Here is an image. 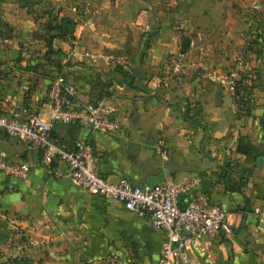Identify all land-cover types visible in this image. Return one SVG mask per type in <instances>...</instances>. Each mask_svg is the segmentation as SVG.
<instances>
[{
  "label": "crops",
  "instance_id": "obj_1",
  "mask_svg": "<svg viewBox=\"0 0 264 264\" xmlns=\"http://www.w3.org/2000/svg\"><path fill=\"white\" fill-rule=\"evenodd\" d=\"M28 1L0 0L5 34L0 37V91L14 87L9 74L14 63L3 60L30 59L34 48L40 49L35 57L40 65L24 102L40 116H46L41 102L49 75L76 85L75 103L88 92L106 90L97 100L112 109L120 131L89 132L54 122L51 136L67 145L89 136L93 161L110 180L123 176L142 185L163 168L164 180L197 176L198 189L227 211L229 232L196 242L184 264H264V212L251 210L264 198V44L257 53L246 50L252 18L264 21V0H41L38 12ZM255 2L258 9L252 8ZM48 6L57 19L66 16L75 24L71 33L52 39L58 52L44 60L47 18L40 10ZM239 51H245L238 70L248 93L237 103L215 77L236 68ZM177 52L184 69L155 87ZM238 136L254 153L234 150ZM159 141L164 158L157 151ZM0 149L31 164L21 179L0 171V216L26 238L16 243L14 255L32 264H90L107 257L117 264H159L163 236L146 216L64 176L53 177L37 154L14 138L0 135ZM239 176L244 184L231 189Z\"/></svg>",
  "mask_w": 264,
  "mask_h": 264
},
{
  "label": "built area",
  "instance_id": "obj_2",
  "mask_svg": "<svg viewBox=\"0 0 264 264\" xmlns=\"http://www.w3.org/2000/svg\"><path fill=\"white\" fill-rule=\"evenodd\" d=\"M252 8L258 9L257 4ZM244 53L239 51L235 55L236 68L224 76L215 77L229 91L234 90L239 79L238 69L244 64ZM180 55L177 52L173 57L170 67L161 77L162 81L179 75L185 67ZM9 74L14 87L0 95V133L22 142L26 149L36 153L38 162L46 166L53 177L64 176L89 193L120 201L137 215L146 216L150 225L163 236L159 246V264L187 263L196 242L229 232L227 211L198 189L197 176L184 175L178 181L164 180L154 186L136 185L123 176L110 180L99 172L93 161L89 136L79 138L72 145L58 142L51 136L54 122L78 125L89 132L120 131V123L108 106L87 98L75 103V98L80 95L75 86L54 77L49 81L41 102L46 116H40L23 101L32 73L11 66ZM157 151L163 158L166 156L163 142H158ZM30 165L25 160L8 158L0 149V171L6 175L25 178ZM251 210L254 213L264 212V198ZM197 248L201 249L200 245ZM90 264H117V261L107 257Z\"/></svg>",
  "mask_w": 264,
  "mask_h": 264
},
{
  "label": "trees",
  "instance_id": "obj_3",
  "mask_svg": "<svg viewBox=\"0 0 264 264\" xmlns=\"http://www.w3.org/2000/svg\"><path fill=\"white\" fill-rule=\"evenodd\" d=\"M41 0H29L28 4L31 6V8H33L35 11H39L38 8H36L35 6H38L40 4ZM40 13L43 15H46V21L44 22L43 25V31H44V36H43V42H44V52L42 53L41 57L44 58V60H48L46 58L48 57H44L46 56V54H56L58 52V49L56 48H52L51 47V41L53 38L58 37V38H62L64 35L71 33L75 22L66 17V16H61L57 19V12L54 11V7L48 6L43 8L42 10H40ZM252 25H253V29L252 32L250 34H253V37L249 39V41L246 44V50L249 49L254 53H257L258 50L262 47V44H264V21H260L256 18H252ZM251 27V25H250ZM5 34L0 30V37L5 38L4 37ZM256 44V47L254 48L252 45ZM184 43H181L180 45V52L184 50ZM16 67H19L21 69L30 71L33 75V73L35 74L36 67H38V65H40L39 63H32V62H28L26 63V65H21L18 62L15 63ZM120 74L122 76H125V72L120 69ZM52 75H49V81L51 79ZM33 78H31L28 90L26 92H28L33 84ZM65 82H70L68 80L63 79ZM71 84H73L75 86V88L77 89V91L80 94L79 89L76 87V85L72 82H70ZM49 84V83H48ZM1 89V88H0ZM11 90V89H10ZM6 91H0V95H2L3 93H5ZM235 97V101L237 103L240 102H244L245 101V97L247 96L248 93V84L244 83L241 81V79L237 80L234 86V90L232 91ZM28 94L25 93V95L23 96V101L25 99V97H27ZM101 95H107V91L106 90H102L100 89L99 92L96 93H87V99L89 100H97ZM25 104V102H24ZM26 105V104H25ZM27 106V105H26ZM234 150L238 153L244 154L246 156L254 153V147L252 145H250L248 143V141L243 137V136H238L236 141H235V145H234ZM225 171V170H224ZM223 172V171H222ZM226 181V180H225ZM245 182V179L242 178V176H239L238 179L236 181H234V185H231V189H239ZM227 188V186H226ZM7 234V230L5 229H0V242H3V240L5 239V236ZM0 264H29L28 260L18 257L17 255H13L12 257H5L4 259L0 260Z\"/></svg>",
  "mask_w": 264,
  "mask_h": 264
},
{
  "label": "rangeland",
  "instance_id": "obj_4",
  "mask_svg": "<svg viewBox=\"0 0 264 264\" xmlns=\"http://www.w3.org/2000/svg\"><path fill=\"white\" fill-rule=\"evenodd\" d=\"M255 4H257V7L259 8V3H256V2L253 3L252 6ZM19 49H20V47H19ZM35 52L37 54H35ZM39 53H40V49L34 48L31 51V53H29L30 55H32L30 58L31 60L28 59L27 56H24V55H20L16 58H14V55H12L13 58L4 59L3 61L4 62L6 60L12 61L14 63V65H16L15 63H17V62L21 65H26V63H28L29 61H31L32 63H35V59H36L35 57L38 58ZM36 63H38V62H36ZM164 71H161L160 74L158 75L157 81H155V83L153 84L155 87H157L160 84H163V82H165L167 80L166 79L165 81H162V79H161L162 75L164 74ZM54 77L60 78L59 76H52L51 79ZM159 79L161 80L160 82L158 81ZM31 90H32V87L28 92H26V94H29L31 92ZM0 135L2 137L5 136V134H3V133H1ZM12 224L13 223H11L8 219L0 216V229L7 230V234L5 236V239L3 240V242H0V260L4 259L5 257H8V256L12 257L14 255L15 250H16V243L26 240L24 235L20 234V232H22V231H20L19 227L14 225V224L12 226ZM28 262H29V264H32L30 261H28Z\"/></svg>",
  "mask_w": 264,
  "mask_h": 264
},
{
  "label": "water",
  "instance_id": "obj_5",
  "mask_svg": "<svg viewBox=\"0 0 264 264\" xmlns=\"http://www.w3.org/2000/svg\"><path fill=\"white\" fill-rule=\"evenodd\" d=\"M167 175V171L163 168L160 172L154 175H148L145 177V182L149 186H154L156 183L161 182L164 180V177Z\"/></svg>",
  "mask_w": 264,
  "mask_h": 264
}]
</instances>
